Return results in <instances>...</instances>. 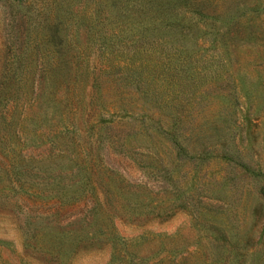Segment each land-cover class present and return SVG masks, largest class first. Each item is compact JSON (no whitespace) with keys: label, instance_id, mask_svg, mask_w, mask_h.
Instances as JSON below:
<instances>
[{"label":"rangeland","instance_id":"1","mask_svg":"<svg viewBox=\"0 0 264 264\" xmlns=\"http://www.w3.org/2000/svg\"><path fill=\"white\" fill-rule=\"evenodd\" d=\"M0 264H264V0H0Z\"/></svg>","mask_w":264,"mask_h":264}]
</instances>
